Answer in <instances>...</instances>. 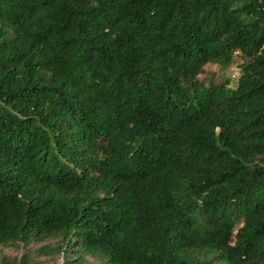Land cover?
Listing matches in <instances>:
<instances>
[{"label": "trees", "instance_id": "16d2710c", "mask_svg": "<svg viewBox=\"0 0 264 264\" xmlns=\"http://www.w3.org/2000/svg\"><path fill=\"white\" fill-rule=\"evenodd\" d=\"M238 53L236 85L199 79ZM50 237L264 264V0H0V245Z\"/></svg>", "mask_w": 264, "mask_h": 264}, {"label": "rangeland", "instance_id": "374dc122", "mask_svg": "<svg viewBox=\"0 0 264 264\" xmlns=\"http://www.w3.org/2000/svg\"><path fill=\"white\" fill-rule=\"evenodd\" d=\"M248 58H243L239 53L234 56L232 65L223 68L217 64H207L205 71L200 75L199 79L206 85L210 83H221L229 78L230 85H236L237 78L241 73V65L249 62ZM60 238L50 237L42 241L32 240L28 246L23 243L19 245H0V262L7 260L13 263L20 260L25 254L30 255L34 261L45 262L46 264H64L62 256L57 253V247ZM42 246H48V254H38L37 250ZM90 264H106L99 259L89 258Z\"/></svg>", "mask_w": 264, "mask_h": 264}]
</instances>
